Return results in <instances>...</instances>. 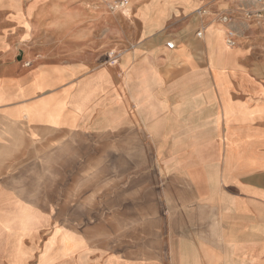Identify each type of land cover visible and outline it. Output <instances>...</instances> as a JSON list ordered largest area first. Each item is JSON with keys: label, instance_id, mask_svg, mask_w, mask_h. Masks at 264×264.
Here are the masks:
<instances>
[{"label": "crops", "instance_id": "obj_1", "mask_svg": "<svg viewBox=\"0 0 264 264\" xmlns=\"http://www.w3.org/2000/svg\"><path fill=\"white\" fill-rule=\"evenodd\" d=\"M126 1L130 16L102 0H0V198L45 217L21 238L24 264H41L38 233L54 219L9 185L24 179L7 169L22 127L70 149L53 154L58 180L71 164L114 163V213L134 222L110 252L56 224L81 246L47 264H264V23L218 22L198 10L201 0L160 16L161 0ZM208 2L214 14L227 11ZM210 22L212 43L196 35ZM229 31L235 45L214 43ZM103 148H114L111 162ZM8 244L0 239V264H9Z\"/></svg>", "mask_w": 264, "mask_h": 264}, {"label": "rangeland", "instance_id": "obj_2", "mask_svg": "<svg viewBox=\"0 0 264 264\" xmlns=\"http://www.w3.org/2000/svg\"><path fill=\"white\" fill-rule=\"evenodd\" d=\"M186 1L187 0H161L160 5L156 6V13L159 16L164 15L165 12L167 13L171 10L175 3L181 4ZM220 1V5L227 9V11L224 12L228 17L226 21H223L221 18L223 12L214 14L209 11L208 7L210 3L208 0H201V8L198 10L211 13L210 16L214 15V20L218 22H232L238 26V29H244L243 27L246 26V28H254L256 25H259L257 23H249L244 17V9L254 8V3H257L255 7H258V0ZM102 2L106 10L110 11L106 3L104 1ZM134 2L135 0H130L129 3L133 6ZM262 2H264V0H262ZM120 10H123V13L127 16L131 15V8H125V10L121 8ZM146 10H148V6H145L144 11ZM115 11L119 10H114V12ZM176 12H178V10H176ZM142 14H145V12H142ZM172 20L173 19L167 22L165 29L170 30L173 28L174 24H172ZM193 28L194 31H196V23L193 24ZM212 28L215 27L213 23L210 22L206 24L203 29L202 37L207 40L208 43L212 42H209L211 40H209L210 38L206 32ZM217 28H219L218 32L222 34L223 29L220 27ZM227 37L228 35L225 36V39L224 36L215 38L214 43L224 47L233 46L231 43H228ZM232 41L235 42V45L236 40L234 37ZM47 136V134H42L39 138L36 136L32 138L30 133H27L25 130V127H22V131L18 133L17 137V140L20 141V143L17 142L20 144V148L16 149L15 156L7 160L8 174H14L17 168L19 170L22 169L24 177L23 181H13L12 184L9 183V185L15 187L16 184L18 188L14 189L17 190L24 199L38 206L40 209L49 208L52 212L51 214L54 219L53 224L46 229L40 230L38 233V251L43 245L40 252L39 263L47 264L55 258H63L64 256L78 251L77 249L81 246V240L74 232L58 226H55L53 229V226L56 224L65 225L75 231H82L86 235L88 242L102 251H114V243L116 245L122 240L126 241L128 227H132L134 224L132 221L128 224L126 214L114 213V163L106 164V158H104L103 164L97 166L87 165L86 171H81L82 165L79 163L76 165L71 164L70 166H72V168L66 169L68 172H71V174L67 175L69 179L67 181L58 180V176L62 175L63 168L58 164L57 159H54L53 154H61L64 150L68 152L67 149L69 148L64 149V145L61 142H50L52 138L48 140ZM86 144L85 142L83 143V145ZM31 147H34L33 152L38 156L35 159V163L37 164L36 170H34L35 174H33L32 183L25 180L26 172H29V176L31 174L30 169L26 166L31 159ZM80 151H87L89 156L88 152H94L95 150H86L85 148L75 149V152ZM102 152L104 156L109 154V160L111 156L114 157V148H103ZM48 160H51L50 164ZM81 160L80 162L82 163L83 159ZM26 184H31L32 188L29 189L30 187L27 186L26 189L28 190H26ZM19 186H23V188ZM115 194H117V190H115ZM0 199V204L12 206L6 207L11 208L12 211L0 212V239L2 238L5 242L10 243L6 250L9 264H24L28 252L23 247L21 238L31 231H34L36 226L41 225L45 221V217L42 216V214H35L34 210L26 203L12 198L9 194ZM52 229L53 232L51 236L44 242ZM51 248L53 249L52 255L49 253Z\"/></svg>", "mask_w": 264, "mask_h": 264}, {"label": "built area", "instance_id": "obj_3", "mask_svg": "<svg viewBox=\"0 0 264 264\" xmlns=\"http://www.w3.org/2000/svg\"><path fill=\"white\" fill-rule=\"evenodd\" d=\"M106 3L107 7L110 9V11H114V10H120L121 8H124L127 1L126 0H102ZM244 17L246 18V20L248 22H253V23H264V4H262L260 7L254 8V9H248L245 10L244 12ZM223 21L227 20V15L226 14H222L221 16ZM204 24H202L200 26V28L196 31V35L198 37L202 36L203 33V29H204ZM228 43L234 45V41H232L233 39V33L231 31L228 32ZM166 46L168 48H173L174 47V42L172 40H169L166 42Z\"/></svg>", "mask_w": 264, "mask_h": 264}, {"label": "bare ground", "instance_id": "obj_4", "mask_svg": "<svg viewBox=\"0 0 264 264\" xmlns=\"http://www.w3.org/2000/svg\"><path fill=\"white\" fill-rule=\"evenodd\" d=\"M210 40V39H209ZM209 42H211V41H209Z\"/></svg>", "mask_w": 264, "mask_h": 264}]
</instances>
